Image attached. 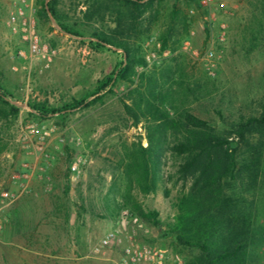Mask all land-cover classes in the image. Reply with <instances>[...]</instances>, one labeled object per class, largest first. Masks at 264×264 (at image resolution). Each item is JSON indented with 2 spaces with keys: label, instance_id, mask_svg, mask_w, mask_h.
<instances>
[{
  "label": "rangeland",
  "instance_id": "1",
  "mask_svg": "<svg viewBox=\"0 0 264 264\" xmlns=\"http://www.w3.org/2000/svg\"><path fill=\"white\" fill-rule=\"evenodd\" d=\"M199 1L207 15L194 18L189 12L194 20L177 57L203 87L189 109L216 133L229 136L237 162L223 181L224 221L212 243L241 239L248 231L246 264H264V127H250L244 140L235 134L242 119L261 115L264 102V1ZM29 2L35 33L54 54L31 55L7 25L12 0H0V93L19 109L17 118L0 122L5 149L0 264H127L123 251L129 236L139 246L166 250L168 263L202 264L197 248L165 234L175 223L179 185L165 181L154 193L142 194L124 178L123 144L140 140L146 146L143 126L131 125L118 99L127 84L109 85L95 103L89 96L123 61L121 50L111 45L93 49L94 35L139 44L147 66L138 72L170 60L168 53L159 54L157 38L174 0L156 4L157 14L146 11L140 17L121 0H57L61 20L76 25L80 36L65 34L51 16L39 22L36 0ZM85 96L86 106L46 117L27 106L58 108ZM174 168L168 157L165 176ZM3 193L15 200L8 204ZM129 198L144 211H157L161 228L125 219L124 210L135 217L124 206ZM115 206L119 212L111 217ZM110 231L117 232V240L101 247Z\"/></svg>",
  "mask_w": 264,
  "mask_h": 264
},
{
  "label": "trees",
  "instance_id": "2",
  "mask_svg": "<svg viewBox=\"0 0 264 264\" xmlns=\"http://www.w3.org/2000/svg\"><path fill=\"white\" fill-rule=\"evenodd\" d=\"M121 1L140 17L146 11L157 14L156 7L164 0ZM56 4L57 0H36L37 20L45 22L51 16L65 34L80 36L76 25L61 20ZM190 11L194 18L207 15L199 0H174L168 20L157 38L159 54L168 53L170 60L147 71L138 72L139 68L147 66L139 44L115 42L104 35H94L97 42L91 43L93 49L111 45L121 50L123 61L116 72L99 81L95 92L89 96H95L92 100L95 103L101 98V95H96L109 85L112 87L117 82L127 84L126 93L118 99L131 125L143 126L146 146L140 140L123 144L122 172L129 188L134 186L142 194L154 193L165 181L179 185L181 194L177 198L175 223L168 227L165 234L173 236L182 246L197 248L202 264H246L247 247L252 237L250 232L247 231L241 239L228 240V243H212L213 234L224 221L223 181L236 170V147H233L228 135L216 133L207 121L190 112V104L198 101L203 91L200 84L190 79L183 63L177 58L194 20L189 16ZM204 30L208 36V29L205 27ZM87 97L58 108L39 103H28L27 106L37 115L46 117L86 106L84 100ZM18 112L19 109L0 93V122L14 120ZM253 126L264 127V102L261 115L242 119L235 134L244 140ZM4 150V146L0 145V156ZM168 157L174 160L175 168L165 176ZM124 206L129 207L131 214L141 222L161 228L157 211H144L132 198ZM117 212L119 207L115 206L110 216Z\"/></svg>",
  "mask_w": 264,
  "mask_h": 264
},
{
  "label": "built area",
  "instance_id": "3",
  "mask_svg": "<svg viewBox=\"0 0 264 264\" xmlns=\"http://www.w3.org/2000/svg\"><path fill=\"white\" fill-rule=\"evenodd\" d=\"M13 10L9 13L7 25L13 33H19L22 41L26 44L28 52L31 55H39L41 57H51L54 50L48 46L41 44L34 28V20L31 14V4L29 0H12ZM209 56L212 52L208 53ZM75 170V167L72 168ZM2 197L8 201V204L15 200L3 193ZM125 219H130L133 224H138L139 219L131 216L127 210L122 211ZM3 229V223L0 220V233ZM117 240V232H108L101 240L100 246L107 247ZM124 255L127 264H171L168 263V254L166 250L150 249L145 246H139L133 242L132 236L128 237V244L124 247ZM176 259H174L175 261Z\"/></svg>",
  "mask_w": 264,
  "mask_h": 264
}]
</instances>
